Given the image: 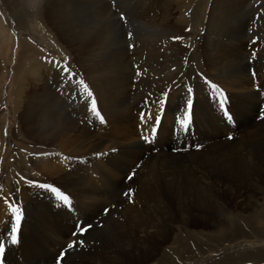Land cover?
I'll use <instances>...</instances> for the list:
<instances>
[{"label": "rangeland", "instance_id": "1", "mask_svg": "<svg viewBox=\"0 0 264 264\" xmlns=\"http://www.w3.org/2000/svg\"><path fill=\"white\" fill-rule=\"evenodd\" d=\"M89 1L93 0H75L73 28L77 32L81 29L85 33L92 32L107 37L101 46L97 40L98 50L97 52L95 50L93 70L96 81L100 75H107L105 74L107 70L112 71L108 60L116 56V52H124L127 64L123 68L117 67L115 72L117 76L124 75L130 81L127 105L131 107L133 115L132 119H129L132 131L139 135L136 134L140 143L145 145L142 147L148 149L143 150L144 156L147 155L146 152H152L150 153L152 155L173 159L166 164L164 163L166 159H161L155 168L154 164H150V169L148 163L142 166L143 159L142 162L138 160L134 164L127 162V167L124 162L121 164L115 158L116 154L123 151L122 148L113 150L100 148L101 150L93 154L94 158H82L84 171H93L94 173H90L95 180L103 173L101 167L106 165L112 167L121 164L125 174L121 183L116 185L108 183V189L111 190L110 200L97 207L92 218H88L84 212L80 215L81 226L91 225L80 235L86 237L87 233L92 232L98 241L97 246L107 248L105 251L100 248L105 253L104 258L107 259V255L110 254L113 264H264V177L261 176L263 173L261 168L264 165L261 164L264 160V119H260L264 110V0H249L237 8L224 7L222 0H94L93 5ZM0 12L1 196L18 182L19 175L16 172L21 169L17 170L14 158L24 157L25 151L28 150L27 146L17 141L13 135L17 124L20 123L18 118L22 115V111L17 109L18 105L14 104L15 93L19 90V96L24 97L22 101L28 106L29 102L25 98L32 103L33 98L42 91L40 89L42 82L29 85L26 80L32 64L37 63L40 67L43 65L42 80L44 79L46 86L59 97V100L61 98L62 106L68 112L80 111L82 104L91 103V99L96 101L97 96L94 97L96 90L95 93L92 91L90 76L76 62L75 55L80 49L75 46L76 40L69 29L73 17H67L62 21L61 33L55 30L51 22H47L53 21L52 16L38 17L34 11L28 22L21 18L18 21L8 13ZM208 20L211 29H217L221 34L222 42L226 41L222 34L227 33L228 26L233 25L244 31L245 50L242 58L247 66L246 71L252 81L254 92L253 102L250 101L247 107L248 112L244 111V119L240 117L242 111L238 105L243 103V100L233 97L230 91L214 82L209 75L204 76L197 71L203 70L197 66V43L208 30ZM174 33L179 34L168 38ZM165 40L171 44L174 54L176 52L186 60L189 58L192 60L189 65L194 74L190 76L185 74V77L180 72L176 80H173L184 86L180 93L182 95L176 98L174 104L169 103V98L167 99L158 133L154 139L150 138L151 143H147L142 139V135L150 133L159 106L156 103L151 105L153 119L144 124L140 120V113L146 109L141 107V103L144 101L145 105L146 98L153 99L161 92L155 97L159 99L166 82L172 79L176 71L170 66L172 58H167L171 56L160 57L156 49L162 46ZM23 43L31 50L24 55L21 51ZM71 43L73 45H70ZM34 53L36 54L33 56ZM45 58L52 63L46 62ZM57 61L60 62V67L67 66L75 79L71 82L62 79V73L55 63ZM195 77L196 82L200 81L199 84L193 81ZM204 78L215 83L225 94L226 109L230 118L224 114V110L214 99H210ZM80 80H83L84 84H79ZM98 84L99 82H96V85ZM189 84L194 89L191 131L186 135L178 131L174 136L173 128L178 114H182L181 110L186 106L185 85ZM85 85L93 93V97H87ZM199 90L208 103L206 106L208 114L215 127L218 129L223 127L224 134L217 129L215 135L210 136L206 119H202L200 116L202 113L198 115L199 106H196L195 102L201 97L198 94ZM77 93L80 94L79 98ZM245 102L247 103L246 100ZM96 105L101 116L97 118L87 105L92 113V122L87 125L98 133L97 136L111 139L114 136L113 123L102 110L98 100ZM101 117L104 123L99 122ZM229 136L233 138L228 139ZM21 140L28 143L29 148L31 145L40 144L37 139ZM19 145L24 146V150ZM227 145H233L237 149L232 155L233 158H226L223 165L211 164L208 158ZM18 146L20 149L17 150ZM53 146L46 144L45 148ZM127 150L129 154L130 149ZM133 170L136 174L137 171L141 174H135L132 180H128L127 177ZM238 179H244V185L252 186L234 193L229 200L228 194H222L220 191L222 187H227ZM96 185L101 186L98 182ZM130 190L131 202L125 196ZM170 190L177 199L178 217L169 223L168 218L174 213L166 208V196ZM189 200L197 203L190 213L185 208V203ZM136 212L141 215L144 212L154 220L125 221L126 215L134 216ZM180 214L187 216L186 221L182 220ZM154 228H157L158 236L152 233ZM79 229L77 227V231ZM105 237L110 240V244L103 242L107 241ZM119 241H124L128 245H139L143 249H140V255L134 250L131 256L126 258L117 252ZM117 257L122 259L118 261Z\"/></svg>", "mask_w": 264, "mask_h": 264}, {"label": "bare ground", "instance_id": "2", "mask_svg": "<svg viewBox=\"0 0 264 264\" xmlns=\"http://www.w3.org/2000/svg\"><path fill=\"white\" fill-rule=\"evenodd\" d=\"M93 1H89V3L93 5ZM248 1L222 0V4L226 8H237L241 4L245 5ZM0 3V11L8 13L18 21L21 18L30 22L29 20L33 17L32 13L34 11L37 13L35 16L38 17L43 18L47 16L49 18V16H52L51 19L53 21L48 20L47 22H51L55 30L61 33L62 21L67 17H73L76 9L75 0H0ZM73 18L69 26L70 33L76 40L77 44L75 46H78L82 52L79 51L75 55L76 62L90 76L92 91L95 93L96 90L97 93L94 94V97L96 98L97 96L96 101L98 100L106 116L110 117L109 119L113 123L114 136L111 139L97 136L98 133L91 126L89 127L87 125L92 122V113L87 108L88 105L91 109L90 102L88 104L86 102L82 104L80 106L81 110L78 112L74 110L73 112L66 111V108H63V104L60 101L61 98L59 100V97L53 94L46 86L44 79L42 80L43 76L41 73L44 72L43 65L40 67L37 63L32 64L29 68V74L27 73L28 77H26V80L29 85L41 84L42 82V88H40L42 91L38 93L40 95L33 98L32 103L25 98L30 104L28 106L22 101L24 97L21 98V95L19 96L20 91L17 90L15 93L16 99L14 104L18 105L17 109L22 111V115L18 118L20 119V123L17 124L18 126L15 128L13 135L17 141L26 145L28 150L25 151L24 157L16 156L14 158L17 170L21 169L16 172L19 175L18 182L13 185L11 190H7L0 196V239L7 241L3 264H57V258L60 257L61 252L64 253V256L60 264H113L110 254L107 255V259L104 258L105 253L100 248L104 249V251L107 248L105 246H97L98 241L92 232L87 233L86 237H82L80 235V229L77 231L78 225H81L80 215L84 212L88 218H92L95 215V209L103 206L106 201L110 200L111 190L108 189V183L110 182L114 185L121 183L122 177L125 174L121 168V162L127 165V162L134 164L135 161L140 160L142 162L143 159L142 166L148 163L150 169V164H154L155 168L161 159H166L165 164L167 161L173 159L166 156L152 155L150 154L152 152H146L147 155L144 156L143 152L148 149L147 147L145 149L142 147L145 145L140 143L137 137L139 135L135 131H132L129 119H132L131 117L133 115L131 107L127 105L128 85H130V81L124 75L117 76V72H115L117 67L123 68L127 64L124 52H116V56L108 60L109 67L112 71L107 70L105 73L107 75H100L99 80L96 81V74L93 73V70L95 69V50L96 52L98 50L97 40L99 46H101L107 37L99 36L92 32L85 33L81 29L78 32L75 31V28H73L75 17ZM208 24V30L202 38L198 39L197 43V66L203 68V70L198 69L197 71H200L204 76L209 75L214 82L221 84L222 87L230 91L233 97H238V99L243 100V103L238 105L242 111L240 117L244 119V111L248 112V104H250V101L253 102L252 99L254 96L252 81L247 74L248 70L244 64V58H242L244 57L245 50L244 31L239 30L233 25L228 26L229 30L227 33L222 34V37H225L226 41L222 42L221 34H219L218 30L211 29L209 20ZM218 24L220 26V23ZM178 34L174 33L168 36V38L176 37ZM204 39L205 43H203ZM70 45L73 44L71 43ZM156 49L160 57L171 56L167 58H172L170 66L176 70L172 79L166 82L165 88L162 90L163 93L170 90L168 102L174 104L176 98L181 97L182 94L180 93L184 90V86L179 82H173V80H176L175 78L180 72L185 77V74H188V76L192 73L194 74L189 65L192 60L190 61V58L186 60L185 57L177 55L176 52L174 54V50L167 40H165L162 46ZM21 51L22 55H24L25 52L31 50L27 49L23 43L21 45ZM22 55L20 54V57ZM167 66L169 65L167 64ZM196 77L193 81L199 84L200 81H195ZM96 82H99V84L96 85ZM198 94L201 97L195 102V105L199 106L197 113L198 115L202 113L200 116L203 120L206 119V127L210 131V136H213L218 128L215 127L212 118L208 114L209 110L206 107L208 103L205 97L200 93V90ZM23 102L27 106L26 108L22 105ZM141 107H144V101L141 103ZM0 109H2L1 106ZM165 120L167 121V117ZM223 129V127L219 128L218 131L224 134L225 130ZM25 138L37 139L40 144L31 145L32 147L29 148L28 143L21 140ZM46 144L47 146L54 145L55 147L45 148ZM19 146L22 149L24 148V146ZM19 146L17 150L20 149ZM100 148H103V150L122 148L123 151L116 154L117 156L115 155L116 160L121 164L113 165L112 167L108 165L101 167L103 173L98 180H95L91 176L93 171H84L82 158H94L93 154L101 150ZM127 149H130L129 154H127ZM236 152L237 149L233 145L223 146L215 154H212L208 160L211 164L223 165L226 158H233L232 155ZM261 164H264V160H262ZM261 170L263 172L261 176L264 177V165H262ZM111 174L112 176H110ZM137 174H141V172L137 171ZM22 177L25 179H22ZM243 180L238 179L228 184L227 187H222L220 193L228 194L227 196L230 200L234 193H238L244 188L249 189L252 186L251 184L244 185ZM28 181L34 183H28ZM96 182L100 183L101 186L97 187ZM40 183H47L50 186L56 187L57 191L62 195H67L70 198V203L67 205L63 204L50 189H40L38 187ZM12 195L15 196L13 203L22 207L21 230L18 233V243L16 245H12L10 238L6 235L10 229L12 216L5 205L4 197L10 198ZM166 200V208L169 211H174L168 218V222H172V220L178 217L176 216L178 210L177 199L172 190L168 192ZM195 206H197V203L192 200L185 203L186 211L189 213L193 211ZM134 210L138 211L136 208ZM180 215L182 220L186 221L187 216ZM128 220L133 222H150L154 219L146 216L144 212H142V215L136 212L134 216L132 214L126 215L125 221L128 222ZM152 233L155 236L159 235L157 228H154ZM105 238L107 241L103 240V242L110 244V240L107 237ZM70 243H74L72 249L67 247ZM119 243L117 252L121 256L125 255L126 258H129L134 250L140 255V249H143L142 246L138 245L139 248L138 246L128 245L124 241H119ZM121 259L122 257H117L118 261Z\"/></svg>", "mask_w": 264, "mask_h": 264}, {"label": "snow or ice", "instance_id": "3", "mask_svg": "<svg viewBox=\"0 0 264 264\" xmlns=\"http://www.w3.org/2000/svg\"><path fill=\"white\" fill-rule=\"evenodd\" d=\"M174 39H176V38H174ZM45 60H46V62L52 63V61L48 60L47 58H45ZM55 63L59 67V70L62 73V79H67V80H69V82H71L73 79H75V76L70 74L71 70L67 66L60 67V62L57 61ZM138 75H139V72H138ZM200 75L202 76V74H200ZM253 76H255V73H253ZM204 79H205V84L207 85V88L209 91L210 99H214L217 102L218 106L224 110V114L226 116H229L227 109H226L227 98L225 97V94L223 93V91L215 83L208 81L207 78H204ZM78 83L84 84L83 80H80ZM185 87H186V93H187L186 106L181 110L182 114H178L176 125L173 128V135L174 136L177 134L178 131L180 134H184V135L188 134L191 131V118H192V109H193V104H194V99H193L194 89L190 84L185 85ZM84 91L86 92L87 97H93V93L88 90L87 85L84 86ZM169 91L170 90H167L164 93H162L159 99H147L146 98V100H145L144 107H145L146 111H141V113H140V120L144 124H147L149 121H151L153 119V117L151 115V105L153 103H156L159 106V112L155 115V118H154L155 124H154V126L151 127L150 133L142 135V139L147 143L152 142V140L150 139V136L152 139H154L158 133V128H159L161 121H162V114H163L165 107H166ZM217 93H219L218 97H217ZM79 95L80 94L77 93V98H79ZM149 96H151V94H149ZM91 112L96 117L101 116L100 112L97 110V105H96L95 99H92V101H91ZM229 118H230V116H229ZM260 119H264V110H262ZM104 122L105 121L101 117L100 123H104ZM232 138H233L232 136L228 137V139H232ZM197 147H199V146H197ZM35 155H47V154H35ZM137 167H139V165ZM135 174H136V172H135V170H133L128 175L127 179L132 180L133 177L135 176ZM22 179H25V178L22 177ZM28 183H34V182L28 181ZM38 187L42 190H49L50 189V191L52 193H55L58 200L62 201L63 204L67 205L70 203V198L67 195H62L59 191H57L56 187L50 186L47 183H40L38 185ZM125 196H127L129 198V201L131 202V197H132L131 190L129 192L125 193ZM4 200H5V205L9 209V212L12 216L10 229L6 235L8 236V238H10L11 244L16 245L18 243V233L21 230L22 207L17 206L15 203H13V201L15 200L14 195H12L10 198L4 197ZM105 212L107 213L108 210L106 209ZM78 227L80 228V232L83 233V232H86L87 229L91 227V225H88L87 227H83L81 225H78ZM74 235H76V233H74ZM6 242H7L6 240L0 239V264H3V257H4L5 252H6ZM67 247L69 249H72L74 247V243L68 244ZM63 256H64V253L61 252L60 257L57 258V264H60V261L62 260Z\"/></svg>", "mask_w": 264, "mask_h": 264}]
</instances>
